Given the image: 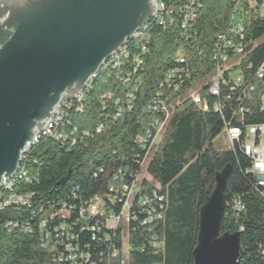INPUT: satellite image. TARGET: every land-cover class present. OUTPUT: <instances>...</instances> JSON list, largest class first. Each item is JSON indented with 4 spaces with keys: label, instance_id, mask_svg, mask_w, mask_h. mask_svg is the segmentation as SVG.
Listing matches in <instances>:
<instances>
[{
    "label": "trees",
    "instance_id": "1",
    "mask_svg": "<svg viewBox=\"0 0 264 264\" xmlns=\"http://www.w3.org/2000/svg\"><path fill=\"white\" fill-rule=\"evenodd\" d=\"M155 1L165 5L163 22L150 19L137 39L127 41L121 58L91 79L80 101L59 108L63 117L57 129L67 138L43 134L22 157L26 175L2 189L0 264H193L199 211L226 165L232 172L221 232H241L239 264H264V196L246 173L249 160L239 149L213 146L222 133L221 116L190 97L193 86L208 77L198 92L214 101L208 87L216 36L226 31L237 5L243 8V38L238 39L247 49L232 69L241 70L248 85L256 84L254 74L264 60V13H258L264 0H253L255 6L252 0ZM173 69L176 75L167 78ZM166 113L161 138L151 145L154 122L165 120ZM245 122L264 123V115L254 108ZM144 164L148 176L137 183L140 194L156 189L164 196V209L161 218L142 224L146 215L133 205L137 219L126 228L125 255L121 227L110 230L105 216L83 217L81 211L98 195L106 211L118 213L121 204L110 202V185L131 184ZM15 194L27 202L7 205ZM70 254L76 255L71 263Z\"/></svg>",
    "mask_w": 264,
    "mask_h": 264
},
{
    "label": "water",
    "instance_id": "2",
    "mask_svg": "<svg viewBox=\"0 0 264 264\" xmlns=\"http://www.w3.org/2000/svg\"><path fill=\"white\" fill-rule=\"evenodd\" d=\"M154 0H0V188L65 97L153 16ZM232 166L199 211L193 264H239L241 232H221Z\"/></svg>",
    "mask_w": 264,
    "mask_h": 264
},
{
    "label": "built area",
    "instance_id": "3",
    "mask_svg": "<svg viewBox=\"0 0 264 264\" xmlns=\"http://www.w3.org/2000/svg\"><path fill=\"white\" fill-rule=\"evenodd\" d=\"M249 2H251L250 6H255L253 0ZM164 10L165 5L162 1H160V3H154L153 14H155V19H162L163 22ZM258 13L259 15L264 13V4L259 5ZM242 17L243 8H240L238 5L235 6L226 31L216 36V50L214 52L216 65L215 71L211 77V86L208 87L209 94L215 98L214 101L210 103L209 99L198 91H191L190 97L195 103L200 104L204 110H213L220 114L223 121L222 133H224L228 139L230 144L229 150L235 151L239 149L248 158L249 167L246 169V173L252 176L253 188L264 196V123L251 124L245 122L246 114L254 108L258 109V111L264 115V60L256 69L254 74V76H256V84L252 86L246 83L244 74L241 70L232 69L233 66L240 65L242 55L247 49V45H244L239 40L243 38ZM193 19L194 13H191L187 20L192 21ZM184 24L183 26H185ZM141 34L142 30H139L130 39H137ZM125 44L118 50V53L113 54L112 60L104 62L106 67L112 64L113 58H121V52L126 51ZM180 61L183 62V58H180ZM135 62L138 65L140 64L137 57L135 58ZM176 73L177 70H171L167 78L175 76ZM83 90H85V88ZM73 100L80 101V93L62 99L61 103L56 108L55 115L48 121L44 129L37 133L34 144L43 134H52V137L57 140H65L67 138V134L64 131L57 129L63 117L59 116V107L71 106ZM167 117L168 113H166L165 120L162 122H154V125L157 126V131L150 142L151 145L154 144L156 136L158 134L161 135ZM233 121L238 122V124H232ZM142 141L147 140L142 139ZM32 146H30V148ZM19 175H26V172L21 169V166H19L14 176L2 182L0 199L3 195L2 189H7V184H13V179ZM138 178L139 175L136 176L131 184L119 181L120 185L118 187L110 185L108 189V192H110L112 196L110 202L113 204L115 202L121 204L118 213L115 212L114 208H110L106 211L108 207L105 206L101 197L96 195L88 203L87 210L85 211L87 214L81 211V215L83 217H92L96 215L105 216L106 227L110 230L121 227L122 237L126 235V228L131 219H137L136 214L133 213L132 215L133 205L146 215V218L141 222L142 224L147 221L150 222L153 219L161 218L162 210L164 209V196L156 189L152 190L149 195L140 194V187L137 184ZM114 179L116 180L117 177H114ZM156 188L158 189L159 187L157 186ZM103 193H105L104 189L102 190V194ZM26 202V196L23 197L15 194V200L7 201V205L11 203L24 204ZM234 206L237 209H242L237 202ZM64 215H67V213H64ZM67 249L71 250L69 245ZM127 252L128 248L125 252L124 246L125 255H127ZM116 254L117 251H114L113 255ZM75 256L76 255L70 254L66 258V261L68 260V262L71 263L74 261ZM79 257L84 261L88 260L86 255L81 254Z\"/></svg>",
    "mask_w": 264,
    "mask_h": 264
},
{
    "label": "rangeland",
    "instance_id": "4",
    "mask_svg": "<svg viewBox=\"0 0 264 264\" xmlns=\"http://www.w3.org/2000/svg\"><path fill=\"white\" fill-rule=\"evenodd\" d=\"M113 56V55H112ZM210 82V78L206 77L200 81H198L194 86H193V90L198 91L199 89L205 87L208 83ZM161 138V135L158 134L154 140V145H156L159 140ZM213 146L216 148L217 146L222 148V149H229L230 148V144L228 142V139L226 137V135L224 133H221L216 139H214L212 141ZM148 175L146 174V165L144 164L141 173L139 174V178L138 181H140L142 179V177H147ZM125 236V235H124ZM123 236V237H124ZM124 245H125V252L128 248V243H127V239L126 237H124Z\"/></svg>",
    "mask_w": 264,
    "mask_h": 264
},
{
    "label": "bare ground",
    "instance_id": "5",
    "mask_svg": "<svg viewBox=\"0 0 264 264\" xmlns=\"http://www.w3.org/2000/svg\"><path fill=\"white\" fill-rule=\"evenodd\" d=\"M154 3H156L155 0H154ZM154 17H155V14H153L152 18H154ZM152 18H151V19H152ZM141 28H142V27H141ZM117 52H118V50H117L115 53H117ZM115 53H113V54H115ZM113 54H112V55H113ZM112 55H111V56H112ZM111 56H110V57H111ZM110 57H109V58H110ZM109 58H108V59H109ZM103 65H104V63H103ZM103 65H102V67H103ZM102 67H101V68H102ZM96 75H97V74H96ZM96 75H94L92 78H94ZM92 78H91V79H92ZM91 79H90V81H91ZM90 81H89V82H90ZM89 82H88V83H89ZM88 83H87V84H88ZM86 86H87V85H86ZM86 86H85V87H86ZM80 94H81V93H80ZM59 108H60V107H59ZM29 149H30V148H29ZM29 149H28V150H29ZM28 150H27V151H28ZM27 151H26V153H27ZM26 153H25V154H26ZM25 154H24V155H25ZM24 155H23V156H24ZM23 156H22V157H23ZM21 161H22V158H21Z\"/></svg>",
    "mask_w": 264,
    "mask_h": 264
}]
</instances>
